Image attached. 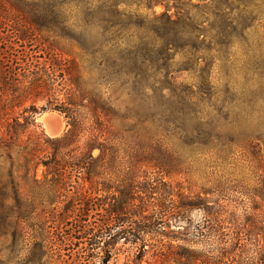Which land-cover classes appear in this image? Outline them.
Segmentation results:
<instances>
[{"label": "rangeland", "instance_id": "374dc122", "mask_svg": "<svg viewBox=\"0 0 264 264\" xmlns=\"http://www.w3.org/2000/svg\"><path fill=\"white\" fill-rule=\"evenodd\" d=\"M118 1H123L120 9L129 15L123 18L122 41L134 42L131 45L138 44L141 50L94 53L91 57L90 53H81L69 37L49 38L59 51L32 36L20 41L14 50L6 45L3 51H9L0 53V70L17 79L11 85L33 86L36 92L24 105L60 107L73 87L71 77L77 73L82 77L79 82L83 91L108 102L105 118L112 121L117 135L113 138V168L107 167L104 176L112 185L127 181L131 177L129 168L137 166L130 161L135 155L133 126L137 118L146 121L149 134L164 135L162 129L153 128L154 123H159L166 110L178 109L179 129L164 140L176 151L178 166L163 177L180 185L183 200L193 205H185L182 216L171 221L170 230L183 239L175 244L201 253L208 251L214 263L264 264V232L257 227L264 221V0H226L223 9V0H192L193 8L189 0H181L185 12L195 18L192 24L181 26L186 30L184 35L176 33L173 24L177 18L172 7L175 0H164V4ZM165 4L171 6L170 10ZM131 34L133 39H129ZM138 53L141 69L176 72L179 81L194 90L201 85L202 73H207L210 92L203 100L182 105L146 101L138 94L132 77L133 58ZM160 57L164 60H158ZM24 68L25 73H34L26 77ZM21 110L16 107L13 115ZM48 114H56L61 120L57 136L47 132L44 120ZM81 115L84 128L96 126L95 116L87 108H82ZM36 123L29 127V137L23 136L32 142L34 160L61 165L59 156L52 158L53 145L47 144L41 133L51 138L63 135L67 119L57 110H39ZM85 140L84 136L81 143ZM73 153L78 155V150ZM99 153L98 149L93 151L95 156ZM72 155H63L69 178L61 186L51 183L52 174L45 178L42 163L36 172L26 173L21 167L29 156L19 147L0 150V179L8 180L12 170L18 185L16 192L8 184L0 195V264H33L31 258L38 245L47 247L48 264H72L75 251L86 239H80L81 243L76 239L81 237L77 233L79 220L94 223L108 216L102 205L104 192L91 187L81 170V176L76 177ZM83 196L91 200L89 211L77 201ZM233 218L241 229L235 228ZM131 237L118 240L108 264H178L172 256H153V251L137 262ZM140 243L148 244L149 250L158 244L148 236Z\"/></svg>", "mask_w": 264, "mask_h": 264}, {"label": "trees", "instance_id": "16d2710c", "mask_svg": "<svg viewBox=\"0 0 264 264\" xmlns=\"http://www.w3.org/2000/svg\"><path fill=\"white\" fill-rule=\"evenodd\" d=\"M153 2L164 4V0H153ZM174 2L176 4L174 3L172 7L175 8L177 18L173 20V24L176 27V33L184 35L186 30H183L181 26L187 25V22L192 24L195 18L188 11L185 12L181 0ZM121 4L123 1L118 0L101 2L95 0H0V53H8L9 50L3 51L6 45L11 51L20 41L33 37L38 38L43 44H48L52 50L59 51L61 50L55 45V41H50L49 38L69 37L81 49V53H90L91 57H94V53H130L137 49L141 50L138 44L131 45L134 42L123 43L122 41V33L125 32L123 18L128 19L129 15L120 9ZM221 4L223 9L226 0H223ZM164 6L167 10L171 8L169 4ZM189 6L196 7L192 0H189ZM166 14V12L163 13V15ZM11 30L14 31L13 36L12 32L9 34ZM134 37L131 34L129 39ZM141 58L139 53L133 58L132 67H135V70L132 72V77L138 94L146 101L172 106L182 105L205 99V95L211 90L207 73H202L201 85L194 90L189 84L179 81L180 77L175 75L176 72L166 69L154 71L141 69ZM161 59L164 60V57L158 60ZM23 70L26 77L34 73L28 70L27 74L25 73L27 69ZM67 72L71 76V73ZM46 74L49 77L47 70ZM80 76L77 73L71 77L73 87L68 89L66 99L60 103V107L57 105L36 107L33 104L24 105L29 96L36 92L33 86L25 87L19 83L11 85L17 79L7 76L6 72L2 73L0 70V150L19 147L26 157L29 156L25 157L26 163L24 167H21L25 168L26 173L36 172L39 163H42L46 167L45 178L52 174L51 183L61 186H65L69 178L67 169L64 168L67 166L64 165L67 160L63 158V155L73 154L71 158L77 168L76 177L81 176L79 175L81 171L84 172L82 178L90 182L95 190L104 192L102 205L108 216L94 223L79 220L81 225L77 233L81 237L76 239L80 243V239L83 237L86 239L75 251L76 258L72 264H108L115 253L118 240L127 239L128 236H132L131 243L135 245L137 262L141 261L149 251H153V256L164 258L172 256L178 264H219L210 260L208 251L201 253L196 248L175 244L176 241L183 239L170 230L171 221L182 216L184 206L193 205L192 202L186 203L183 200L180 185L166 181L163 177L165 173L171 172L170 170L178 166L176 151L164 140L169 134H174L179 129L176 117L179 110L173 108L170 111L166 110L168 113H163L164 116L158 119V124L153 121V128L162 129L165 131L164 135L149 134L150 130L146 126V121L137 118L133 126L136 138L135 155H131L130 159V161L134 160L137 166L129 168L131 177L127 181L112 185L105 182L104 176L107 167L113 168L115 148L113 138L117 135L112 121L105 118L110 107L101 97L82 90ZM16 107L22 110L14 116ZM82 108H87L95 116L96 126L94 125L91 129L83 127L84 123L80 119L84 121L81 115ZM39 110H57L67 119L68 128L63 135L51 138L44 132L41 133L45 142L53 145L52 158L59 156L60 162H63L60 163L61 165L55 163L49 166V163L42 159L34 160L33 149L31 150L32 142L29 143L23 139V136L29 137L31 125H38L36 117ZM84 136L86 140L82 144L81 139ZM34 144L39 145L37 142ZM95 149L100 151L99 155L93 154ZM76 150L78 155L73 153ZM105 162L111 166H107ZM69 174H71L70 171ZM34 181L37 179L34 178ZM8 184H11L17 192L18 185L12 170L8 180L3 182L0 179V195L4 194ZM198 198L202 204H206L205 199L200 196ZM77 201L83 203V210H90L88 208L90 199H85L83 196ZM206 217H211V214ZM233 220L235 228L241 229L236 220L234 218ZM257 227L264 232V221L259 222ZM147 236L158 243L155 246L152 245L150 250L147 249L148 244L140 243ZM69 239H72V235L67 238ZM49 257L47 247L38 245L33 252L31 262L48 264ZM135 264L138 263L135 262Z\"/></svg>", "mask_w": 264, "mask_h": 264}, {"label": "water", "instance_id": "95a60500", "mask_svg": "<svg viewBox=\"0 0 264 264\" xmlns=\"http://www.w3.org/2000/svg\"><path fill=\"white\" fill-rule=\"evenodd\" d=\"M52 119L54 120L52 122ZM51 121L52 124L50 125V131L53 135L57 136L60 134L61 131V120L56 114H52L46 118V121Z\"/></svg>", "mask_w": 264, "mask_h": 264}, {"label": "bare ground", "instance_id": "6f19581e", "mask_svg": "<svg viewBox=\"0 0 264 264\" xmlns=\"http://www.w3.org/2000/svg\"><path fill=\"white\" fill-rule=\"evenodd\" d=\"M50 115H52V114H48L47 116H45V120L44 121H46V117H48V116H50ZM54 120L52 119V122H53ZM52 122L51 121H47L46 122V128H47V132H48V134H50L51 136H54L52 133H51V131H50V125L52 124Z\"/></svg>", "mask_w": 264, "mask_h": 264}]
</instances>
